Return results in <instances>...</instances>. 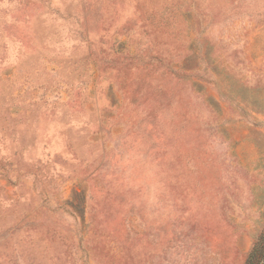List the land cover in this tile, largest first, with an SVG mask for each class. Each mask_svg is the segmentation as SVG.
Returning a JSON list of instances; mask_svg holds the SVG:
<instances>
[{"label":"rangeland","instance_id":"374dc122","mask_svg":"<svg viewBox=\"0 0 264 264\" xmlns=\"http://www.w3.org/2000/svg\"><path fill=\"white\" fill-rule=\"evenodd\" d=\"M263 234L264 0H0V264H247Z\"/></svg>","mask_w":264,"mask_h":264},{"label":"trees","instance_id":"16d2710c","mask_svg":"<svg viewBox=\"0 0 264 264\" xmlns=\"http://www.w3.org/2000/svg\"><path fill=\"white\" fill-rule=\"evenodd\" d=\"M264 263V234L256 244L250 254L247 264H263Z\"/></svg>","mask_w":264,"mask_h":264}]
</instances>
